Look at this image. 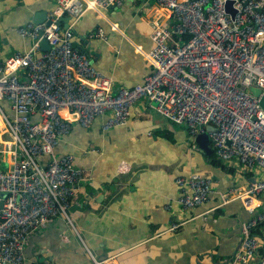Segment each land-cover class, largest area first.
<instances>
[{
	"label": "built area",
	"instance_id": "built-area-1",
	"mask_svg": "<svg viewBox=\"0 0 264 264\" xmlns=\"http://www.w3.org/2000/svg\"><path fill=\"white\" fill-rule=\"evenodd\" d=\"M152 1L151 46L143 51L151 70L131 86L114 88L72 30L87 9L123 0H56L43 21L16 27L30 46L0 61V264H26L29 237L52 218L74 226L71 199L85 176L71 153L56 151L72 124L86 127L104 116L103 129L122 125L140 98L184 123L190 136L206 131L224 162L237 158L255 170L248 186L220 193L221 203L237 199L250 213L226 264H264V109L249 90L264 89V0ZM96 34L105 37L101 28ZM175 182L183 210L205 202L215 185L197 171Z\"/></svg>",
	"mask_w": 264,
	"mask_h": 264
},
{
	"label": "crops",
	"instance_id": "crops-1",
	"mask_svg": "<svg viewBox=\"0 0 264 264\" xmlns=\"http://www.w3.org/2000/svg\"><path fill=\"white\" fill-rule=\"evenodd\" d=\"M55 2L0 0V61L30 46L16 27L37 11L49 13ZM153 5L123 0L87 9L72 25L74 43L112 78L114 88L141 82L151 70L143 51L151 46L147 11ZM104 118L86 127L73 123L56 146L58 153L74 156L85 176L71 199L74 226L60 217L49 220L29 237L26 264H226L250 213L237 199L221 203L220 193L248 186L255 170L237 158L213 164L211 142L210 153L201 151L184 123L162 115L147 98L132 105L122 125L103 129ZM192 171L210 175L214 191L183 210L175 179ZM174 222L179 224L170 229Z\"/></svg>",
	"mask_w": 264,
	"mask_h": 264
},
{
	"label": "water",
	"instance_id": "water-1",
	"mask_svg": "<svg viewBox=\"0 0 264 264\" xmlns=\"http://www.w3.org/2000/svg\"><path fill=\"white\" fill-rule=\"evenodd\" d=\"M46 11L45 10H40V11H37L34 15H33V21L35 22H40V21H43L46 17ZM70 18L69 15H64V16H61L60 17V20L63 21V25L64 26H67L68 25V19ZM46 23L48 24L49 23V20L47 19L46 20ZM40 43H41V47L43 49H48L49 48V44L47 42V40L45 38H41L40 40ZM249 90L256 96H258L259 98V104L260 106L264 109V89H260L259 87H256V86H250L249 87ZM207 129H211L212 127L211 126H207L206 127ZM194 140L196 141L197 145L199 146L200 150L201 151H204L206 153H210L212 151V149L209 147L208 145V142L210 141V137L208 136L207 132L204 131V132H200V133H197L194 137ZM227 143H230L229 140L226 141ZM254 180V178H253ZM0 205H1V202H0Z\"/></svg>",
	"mask_w": 264,
	"mask_h": 264
},
{
	"label": "trees",
	"instance_id": "trees-1",
	"mask_svg": "<svg viewBox=\"0 0 264 264\" xmlns=\"http://www.w3.org/2000/svg\"><path fill=\"white\" fill-rule=\"evenodd\" d=\"M214 151V150H213ZM209 157H210V160H211V162L213 163V164H215V165H223V162L224 161H222L220 158H218L217 156H216V154H215V152H213V153H211L210 155H209ZM254 232H257V231H254ZM264 252V248L263 247H261L260 249H259V252H258V254L260 255V254H262Z\"/></svg>",
	"mask_w": 264,
	"mask_h": 264
}]
</instances>
